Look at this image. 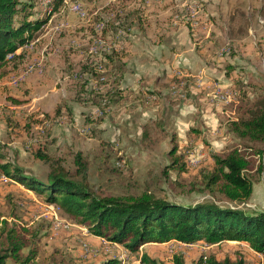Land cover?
Here are the masks:
<instances>
[{"label":"rangeland","instance_id":"obj_1","mask_svg":"<svg viewBox=\"0 0 264 264\" xmlns=\"http://www.w3.org/2000/svg\"><path fill=\"white\" fill-rule=\"evenodd\" d=\"M19 1L32 4L28 20L45 21L15 51L20 56L0 63V163L44 182L51 165L73 175L79 153L86 183L99 195L146 191L181 205L210 199L187 184L209 154L232 146L246 153L223 123L236 91L264 94V0ZM172 145L182 156L177 163ZM248 174L252 192L238 208L264 210V173ZM45 196L0 174V220L26 241L22 256L35 244L33 264H136L142 253L157 264L209 257L264 264L233 241H170L129 252L89 234ZM21 225L36 226L38 240L29 241Z\"/></svg>","mask_w":264,"mask_h":264},{"label":"trees","instance_id":"obj_2","mask_svg":"<svg viewBox=\"0 0 264 264\" xmlns=\"http://www.w3.org/2000/svg\"><path fill=\"white\" fill-rule=\"evenodd\" d=\"M60 1L57 0L58 3ZM31 11L32 4L28 2L0 0V63L7 56H20L15 55V51L28 44L32 33L44 23V19L28 20ZM113 56L114 53L106 56L111 64L115 61ZM116 71L120 78L122 72H119L120 69ZM236 94L237 102L232 103L231 108L233 113L224 120L223 128L225 134L242 144L246 153L232 146L223 153L209 154L208 164L201 167L197 177L187 184L188 191L206 194L211 197L208 200L181 205L146 191L127 196L99 195L86 183V163L79 153L74 156L73 175L57 165H51L44 182H41L25 175L18 166L6 162L0 163V174L34 193L45 194V203L54 205L84 226L89 234L121 245L129 252H136L145 244L170 241L191 244L203 240L209 244L222 241L246 243L252 251L264 256V210L245 211L238 208L248 201L252 192L255 178L248 173L254 170L257 177L264 173V94L259 93L253 98L243 91H236ZM58 114L57 108L54 115ZM175 151V145H172L168 152L174 157L172 163L182 160V156L176 155ZM35 157L44 159L40 154H35ZM184 167L185 162L182 161L177 175ZM9 211L7 215L12 220L17 219L12 210ZM21 227L20 231L29 235V241L38 240L36 226L34 229L26 225ZM17 234L13 228H6L4 218L0 220V264H6V260H11L13 264L34 263L37 256L35 244L22 256L21 250L26 241L21 234ZM104 264L119 262L109 260ZM136 264L157 262L142 253ZM175 264H181V261L175 259ZM196 264L243 262L209 257L200 258Z\"/></svg>","mask_w":264,"mask_h":264},{"label":"built area","instance_id":"obj_3","mask_svg":"<svg viewBox=\"0 0 264 264\" xmlns=\"http://www.w3.org/2000/svg\"><path fill=\"white\" fill-rule=\"evenodd\" d=\"M69 9L71 10V11H73V12H75V13H77V14H80V15H82L83 16V12H81V11H79L78 9H77V5H69ZM9 57H11V56H9Z\"/></svg>","mask_w":264,"mask_h":264},{"label":"bare ground","instance_id":"obj_4","mask_svg":"<svg viewBox=\"0 0 264 264\" xmlns=\"http://www.w3.org/2000/svg\"><path fill=\"white\" fill-rule=\"evenodd\" d=\"M80 11V10H79Z\"/></svg>","mask_w":264,"mask_h":264}]
</instances>
